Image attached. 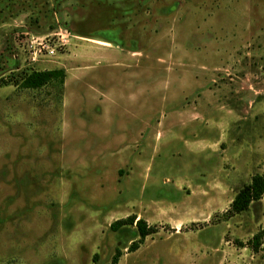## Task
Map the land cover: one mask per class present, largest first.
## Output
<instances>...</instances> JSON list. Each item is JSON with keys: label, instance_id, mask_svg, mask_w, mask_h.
Wrapping results in <instances>:
<instances>
[{"label": "rangeland", "instance_id": "1", "mask_svg": "<svg viewBox=\"0 0 264 264\" xmlns=\"http://www.w3.org/2000/svg\"><path fill=\"white\" fill-rule=\"evenodd\" d=\"M257 173L264 0H0V264H264Z\"/></svg>", "mask_w": 264, "mask_h": 264}, {"label": "trees", "instance_id": "2", "mask_svg": "<svg viewBox=\"0 0 264 264\" xmlns=\"http://www.w3.org/2000/svg\"><path fill=\"white\" fill-rule=\"evenodd\" d=\"M66 77V71L64 68H55L48 70H33L31 72L25 73L21 76L20 80H17V84L28 89H39L46 86L49 83L58 81L63 84ZM264 195V175L255 174L248 184H245L235 195L231 207L229 209L230 213H241L249 209L251 204L255 201L260 200ZM132 224L137 226V232L140 239L133 242L131 245L132 250L139 247V245L145 240V238L156 232L157 228L155 226H148L143 218L137 219L136 216L131 215L127 218H122L114 221L111 224L112 230H118L122 226ZM248 245L253 251H260L264 249V228L260 229L255 233L251 239L248 240ZM122 255L121 249L117 248L111 262L109 264H117Z\"/></svg>", "mask_w": 264, "mask_h": 264}, {"label": "built area", "instance_id": "3", "mask_svg": "<svg viewBox=\"0 0 264 264\" xmlns=\"http://www.w3.org/2000/svg\"><path fill=\"white\" fill-rule=\"evenodd\" d=\"M51 52L53 53V50Z\"/></svg>", "mask_w": 264, "mask_h": 264}]
</instances>
